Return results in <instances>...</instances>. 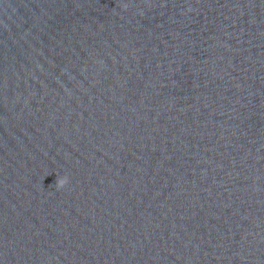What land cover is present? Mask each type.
I'll return each instance as SVG.
<instances>
[{
  "label": "water",
  "instance_id": "95a60500",
  "mask_svg": "<svg viewBox=\"0 0 264 264\" xmlns=\"http://www.w3.org/2000/svg\"><path fill=\"white\" fill-rule=\"evenodd\" d=\"M0 264H264V0H0Z\"/></svg>",
  "mask_w": 264,
  "mask_h": 264
},
{
  "label": "clouds",
  "instance_id": "9594fccd",
  "mask_svg": "<svg viewBox=\"0 0 264 264\" xmlns=\"http://www.w3.org/2000/svg\"><path fill=\"white\" fill-rule=\"evenodd\" d=\"M68 183V177H60L55 181V187L57 189L63 188Z\"/></svg>",
  "mask_w": 264,
  "mask_h": 264
}]
</instances>
